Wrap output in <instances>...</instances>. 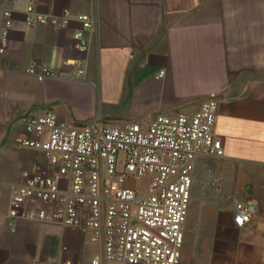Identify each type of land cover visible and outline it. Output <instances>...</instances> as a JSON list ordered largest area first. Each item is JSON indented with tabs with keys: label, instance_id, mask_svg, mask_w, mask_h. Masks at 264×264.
Here are the masks:
<instances>
[{
	"label": "crops",
	"instance_id": "crops-1",
	"mask_svg": "<svg viewBox=\"0 0 264 264\" xmlns=\"http://www.w3.org/2000/svg\"><path fill=\"white\" fill-rule=\"evenodd\" d=\"M13 14L0 55V214L21 172L44 165L21 150L24 118L53 109L59 122L147 121L155 114L195 113L218 95L215 134L224 156L196 162L179 264H264V0H0ZM41 14L86 13L94 19L85 52L80 25H25V8ZM73 60H85L74 77ZM34 66L57 77L25 74ZM164 70L162 78L158 73ZM219 179L221 187L213 185ZM237 203L254 207L242 228ZM125 264L103 258L90 231L36 220L0 221V264Z\"/></svg>",
	"mask_w": 264,
	"mask_h": 264
},
{
	"label": "built area",
	"instance_id": "built-area-1",
	"mask_svg": "<svg viewBox=\"0 0 264 264\" xmlns=\"http://www.w3.org/2000/svg\"><path fill=\"white\" fill-rule=\"evenodd\" d=\"M14 0H6V2ZM80 25L73 38L85 52L94 19L86 13L41 14L29 3L25 25L65 28ZM14 20L8 4L0 7V55L8 48ZM71 75L85 73V60H73ZM25 74L57 77L48 68L30 66ZM164 70L158 78L164 76ZM218 95L211 92L193 114L182 111L155 114L149 120L108 123L100 116L73 124L61 123L53 109L23 120L25 136L16 139L21 150L41 152L45 163L21 172L5 215L36 220L62 228L90 231L103 240V258L125 264H179L185 224L191 203L193 172L204 158H222L221 139L215 134ZM145 182L137 189L135 183ZM213 185L221 187L219 179ZM254 207L237 203L233 223L242 228ZM99 257L92 260L98 264ZM31 264H43L32 262Z\"/></svg>",
	"mask_w": 264,
	"mask_h": 264
},
{
	"label": "rangeland",
	"instance_id": "rangeland-1",
	"mask_svg": "<svg viewBox=\"0 0 264 264\" xmlns=\"http://www.w3.org/2000/svg\"><path fill=\"white\" fill-rule=\"evenodd\" d=\"M135 187H136L137 189L145 188V182H143V181H138V182L135 183Z\"/></svg>",
	"mask_w": 264,
	"mask_h": 264
}]
</instances>
